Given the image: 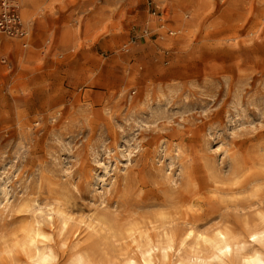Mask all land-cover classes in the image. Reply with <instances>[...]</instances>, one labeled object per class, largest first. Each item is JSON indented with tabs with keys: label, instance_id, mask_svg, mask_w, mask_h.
I'll use <instances>...</instances> for the list:
<instances>
[{
	"label": "rangeland",
	"instance_id": "rangeland-1",
	"mask_svg": "<svg viewBox=\"0 0 264 264\" xmlns=\"http://www.w3.org/2000/svg\"><path fill=\"white\" fill-rule=\"evenodd\" d=\"M22 8L24 36L0 43V264H29L38 208L74 218L66 234L41 223L54 264L136 257L117 231L161 214L207 234L257 226L264 0H36L26 21Z\"/></svg>",
	"mask_w": 264,
	"mask_h": 264
},
{
	"label": "bare ground",
	"instance_id": "bare-ground-1",
	"mask_svg": "<svg viewBox=\"0 0 264 264\" xmlns=\"http://www.w3.org/2000/svg\"><path fill=\"white\" fill-rule=\"evenodd\" d=\"M35 2L36 0H23L21 10L23 20L26 21L30 18V13L25 9L26 3ZM35 54L37 53L35 52ZM260 181L264 182V177ZM262 186L264 187V185ZM260 187V185L257 186V192L258 189L260 191ZM256 189L254 190L256 191ZM256 204L261 205L262 201H258ZM35 211L32 217L35 228L26 232L21 250L25 252L29 264H54L56 254L50 245V238L42 233L41 223L49 226L56 225L59 234H66L69 232L74 218L60 207L50 208L46 211L38 208ZM255 217L257 226L250 227L248 226L249 220H245V235H237L228 228L225 222L219 223V226L207 234L197 231L190 223H186L183 228L174 226L172 222L166 220L165 215L161 214L157 216V226L152 225L151 228H145L147 225L141 224L117 231L118 240H128L129 244L134 245L136 257H129L118 262L94 263L91 256L77 250L71 256L69 263L163 264L172 257L174 258L173 264H264V213L257 211ZM87 219L86 228L94 233L112 231L113 234L116 231L114 224L110 223L109 217L105 215L96 217L88 215ZM113 236L116 237L115 234ZM186 249H189L190 256H185Z\"/></svg>",
	"mask_w": 264,
	"mask_h": 264
},
{
	"label": "built area",
	"instance_id": "built-area-1",
	"mask_svg": "<svg viewBox=\"0 0 264 264\" xmlns=\"http://www.w3.org/2000/svg\"><path fill=\"white\" fill-rule=\"evenodd\" d=\"M24 29L19 15V0H0V43L2 38H21Z\"/></svg>",
	"mask_w": 264,
	"mask_h": 264
}]
</instances>
